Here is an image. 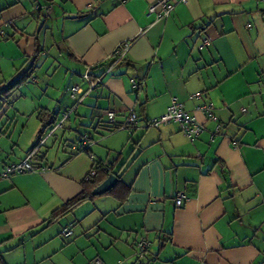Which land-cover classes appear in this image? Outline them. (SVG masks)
<instances>
[{
  "label": "crops",
  "instance_id": "1",
  "mask_svg": "<svg viewBox=\"0 0 264 264\" xmlns=\"http://www.w3.org/2000/svg\"><path fill=\"white\" fill-rule=\"evenodd\" d=\"M155 1L0 0V86L20 78L0 103V172L29 157L14 133L38 148L33 172L0 180L7 264H264V0H175L165 19L149 14ZM88 73L103 84L59 125ZM174 98L204 127L194 142L148 125ZM97 162L121 172L124 200L96 197L48 225Z\"/></svg>",
  "mask_w": 264,
  "mask_h": 264
},
{
  "label": "built area",
  "instance_id": "2",
  "mask_svg": "<svg viewBox=\"0 0 264 264\" xmlns=\"http://www.w3.org/2000/svg\"><path fill=\"white\" fill-rule=\"evenodd\" d=\"M180 2L187 3V0H179ZM179 1L175 0H156L155 2L151 3L149 6V14L150 15H157L159 18H167L171 12L174 10L176 4ZM209 42L208 40L205 41V44L207 45ZM131 46L130 43L124 44L119 50L118 54L121 56L123 53L129 50V47ZM85 81L87 83H90V87L88 90H83L79 86H74L70 90V96L75 102L74 106L72 108H69L65 110L62 114V119L60 121V124L62 126L63 122L67 120L70 116V114L73 112L75 107L80 105L83 100L91 93L93 92L97 87L103 84V80L101 78H95L90 73L86 74ZM202 111L207 116L212 119L216 120V117L212 114V108L211 106H205L202 108ZM108 119L111 122H114L115 119V113L114 112H107L106 113ZM138 121V115L134 112H132L127 119L126 126H134ZM178 124L180 127V130L185 134V136L191 141L194 142L197 140L200 135L204 132V127L202 124H200L197 119L192 116L190 113H188L185 110L184 104L180 102L177 99H173L171 106L168 108L166 114H164L160 118L153 119L148 122L149 127L158 128L162 125H169V124ZM91 145V140L88 136H84L81 138V140L75 144L72 148L73 150H87L89 149ZM32 171V165L30 163V158L25 160L19 165L13 166L5 170L2 174H0V179H7L11 176L13 173H27ZM96 176V170L92 168V170L89 172L88 176L86 177L87 180H89L92 177ZM186 199V197L183 194H179L176 199L177 206H181L183 201ZM73 234V230L68 228L64 232L65 237H69ZM149 247V242L147 241H141L138 243V248L143 252L147 250ZM91 264H105L100 258H95Z\"/></svg>",
  "mask_w": 264,
  "mask_h": 264
},
{
  "label": "trees",
  "instance_id": "3",
  "mask_svg": "<svg viewBox=\"0 0 264 264\" xmlns=\"http://www.w3.org/2000/svg\"><path fill=\"white\" fill-rule=\"evenodd\" d=\"M26 77H27V75L25 74V76L22 78L23 79L22 81H24V79ZM13 79H14V77L11 80H9L8 82H5L4 84H2L0 86V103H8L10 101L13 93L19 87V85H20V78L17 79L14 83L11 84L10 82ZM45 113H47V112L46 111L45 112L42 111L40 113V120L46 126V125H48L46 118L49 117V114H47L46 115L47 117L45 118ZM121 128H126V129H128L130 131L133 130V126L132 127L126 126V124L124 126H122ZM37 149L38 148L35 146L33 148L32 152H31V155H29V157H28V158H30V163L32 165V171H30V172H33L36 169V168H34V165L32 164V161H33V156H35L34 153H35V151ZM73 151H75V153H77V154H79V153H88L89 152V149L84 150V151L79 150V149L78 150H73ZM13 166H16V165L9 166L5 170H7L8 168L13 167ZM93 169L96 170V176L90 178L89 180L86 179L85 182L83 183V191L80 194H78L76 197H74L73 199H71L70 201H68L67 203H65L61 208H59L56 211H54V213L52 214V216L47 220V224L48 225L54 223L60 216L66 215V214L72 212L75 208H77L78 206L82 205L83 203H85L87 201H90V200L96 198L92 194L93 190L95 188H97L99 185H101L111 174H114L117 177L118 183H117L116 187L113 188L106 195H116L117 194V191H119V190H125L126 193H124V195L122 197H119V196L116 195L121 201L124 200L123 198H124L125 194L126 195L128 194L129 189L124 184L121 183V177H120V173L121 172L119 170H117L115 172L114 169H113V167L111 166V164L108 165V164H105V163H102V162H97L94 165V168ZM5 170L3 172H5ZM3 172H0V174H2ZM30 172H27V173H30ZM13 174H24V173H13ZM69 228L73 230L72 226H70ZM0 264H7L6 261H5V258H4V254H3L2 251H0Z\"/></svg>",
  "mask_w": 264,
  "mask_h": 264
},
{
  "label": "rangeland",
  "instance_id": "4",
  "mask_svg": "<svg viewBox=\"0 0 264 264\" xmlns=\"http://www.w3.org/2000/svg\"><path fill=\"white\" fill-rule=\"evenodd\" d=\"M21 122H22V120H20ZM32 122H36V121H32ZM31 128H32V123H30L29 125H28V130H31ZM91 133V132H90ZM92 134V133H91ZM14 136H13V141L14 142H19V147H17V150H16V152H17V154L18 155H24V156H29V155H31V151H32V149H31V147L29 148L28 147V145H27V142H28V136L26 135V133L25 134H22V136H21V134L20 133H18V132H16V133H14L13 134ZM45 136H46V134H45ZM45 136H43L44 138H46ZM43 138V139H44ZM4 141V140H3ZM20 149H22V150H20ZM131 150V147L128 149V151H127V154H128V152ZM38 151V149L35 151V153ZM43 151V150H42ZM7 153H9V152H7ZM34 153V154H35ZM39 154H41V152L39 151L37 154H36V157H38L39 156ZM140 253V249H138V251H137V254H139ZM141 254V253H140Z\"/></svg>",
  "mask_w": 264,
  "mask_h": 264
},
{
  "label": "water",
  "instance_id": "5",
  "mask_svg": "<svg viewBox=\"0 0 264 264\" xmlns=\"http://www.w3.org/2000/svg\"><path fill=\"white\" fill-rule=\"evenodd\" d=\"M118 179L114 174H111L101 185L95 188L92 192L94 197L104 196L116 187Z\"/></svg>",
  "mask_w": 264,
  "mask_h": 264
}]
</instances>
